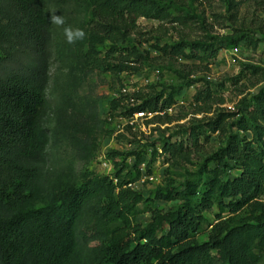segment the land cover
Returning a JSON list of instances; mask_svg holds the SVG:
<instances>
[{
	"label": "trees",
	"instance_id": "1",
	"mask_svg": "<svg viewBox=\"0 0 264 264\" xmlns=\"http://www.w3.org/2000/svg\"><path fill=\"white\" fill-rule=\"evenodd\" d=\"M248 1L236 0L235 6ZM75 10L89 13L84 23L88 52L97 54L108 43L101 66L116 74L137 70L145 60L137 49L125 54L121 48L130 37L144 36L141 19L159 22L157 30L164 37L176 26L190 32L192 27L186 18L172 17L169 7L157 0H0V264H216L215 259L221 264H262L241 230L232 233L220 223L208 241L200 242L197 236L206 222L203 212L214 205L222 214L244 207L264 212L260 202L264 199V88L244 113L220 114L206 124L210 132L227 136V142L214 155L216 167L207 172L200 200L194 202L198 194L194 188L192 197L184 194L183 209L165 215L150 211L149 226L137 223L140 205L149 201L129 187L134 184V172L124 174L123 167L130 156L140 159L141 151L109 153L123 157L121 163L115 162L114 179L105 176L83 185L68 181L56 186L47 178L42 165L50 144L45 121L51 109L47 90L56 28L48 17L55 12L67 24L79 26ZM219 19L216 15L217 23ZM168 23L172 26L167 27ZM188 49L189 43L181 41L164 46L162 52L177 59L189 56ZM217 54V50L207 51L198 58L210 61ZM111 58L118 63L112 65ZM125 100L126 96L114 100L111 109ZM174 101L173 95L165 98L160 93L144 100L137 110L156 111L173 106ZM195 101L204 114L211 113L212 105L224 104L209 87L197 93ZM170 122L172 117L165 116L151 124ZM200 137L191 135L192 147L199 146ZM160 150L153 151L151 162L167 157V162L181 165L193 153L182 142L167 143ZM151 162L146 165L147 174H151ZM231 164L239 175L222 180ZM135 173L141 177L138 168ZM102 194L106 201L100 206L97 200ZM88 213L94 215L90 234L80 229ZM255 226L264 227V221L258 218L249 229Z\"/></svg>",
	"mask_w": 264,
	"mask_h": 264
},
{
	"label": "rangeland",
	"instance_id": "2",
	"mask_svg": "<svg viewBox=\"0 0 264 264\" xmlns=\"http://www.w3.org/2000/svg\"><path fill=\"white\" fill-rule=\"evenodd\" d=\"M157 1L169 7L172 17L186 18L192 25L191 32L176 26L175 31L164 37L157 30L159 22L141 19L139 25L144 36H132L121 45L123 53L135 48L145 59L137 70L120 74L107 71L101 61L105 58L108 43L100 47L97 54L89 53L86 39L68 44L62 28L55 26L47 90L51 109L45 121L50 144L47 160L42 165L47 178L56 186L68 181L83 185L88 179L112 174L104 169L103 160L100 161L102 157L107 158L108 153L126 154L134 149L140 150V159L137 157L130 164L125 161L123 167H126L124 174L134 172L131 175L133 189L149 201L140 205L137 223L143 227L152 223L150 211L165 215L183 209L184 194L192 197L190 194L194 188L198 194L193 200H200L203 185L208 181L207 172L216 167L214 155L227 142V136L222 132H210L206 124L220 114L244 113L264 88V0H249L237 6L236 0ZM74 14L79 26H72L85 30L89 13L75 10ZM216 15L220 17L219 23ZM181 41L189 43L186 51L189 56L171 59L163 54L164 46ZM252 43L257 47L254 48ZM212 50L218 51L215 59L203 62L198 58ZM109 61L112 65L118 63L116 58ZM206 87L217 99H224V104L212 105L209 114L200 113V105L195 101V95L205 91ZM160 93H164L165 98L174 96V110L169 116L172 122L157 123L147 127L146 133L129 139L109 135L106 116L109 111H114L111 109L114 100L129 95L141 97L143 102ZM234 121L236 118L229 123ZM195 133L201 136L198 147L191 144V135ZM240 135L244 136L243 133ZM181 142L193 152L189 160L181 165L167 162V157L151 162L155 149L167 143ZM110 158L116 163L123 159L115 154ZM149 162L153 182L137 177L135 173L139 166ZM238 175L239 171L231 164L225 169L222 180ZM157 195L166 199H157ZM105 201L102 194L97 204L101 206ZM260 202L264 210V199ZM203 215L206 222L197 236L200 242L208 241L213 228L223 223L232 233L243 231L241 237L252 243L264 264V227L249 229L258 218L264 221V212H256L255 207H244L238 212L228 209L222 214L214 205ZM93 222L94 215L85 214L80 229L90 234ZM215 263L221 264L218 259Z\"/></svg>",
	"mask_w": 264,
	"mask_h": 264
},
{
	"label": "built area",
	"instance_id": "3",
	"mask_svg": "<svg viewBox=\"0 0 264 264\" xmlns=\"http://www.w3.org/2000/svg\"><path fill=\"white\" fill-rule=\"evenodd\" d=\"M126 100L125 103L120 105L117 109L114 111H109L106 116V123L108 126V130L114 135V136H121V137H127V139L131 137H135L138 134L146 133L147 127L154 126L155 124H151V121H153L156 117H165V116H171L174 105L168 108L161 109L159 108L156 111H145V110H137V107L141 105L140 100H137L134 96L125 95ZM128 146V145H127ZM135 152L139 153L140 150L134 149ZM159 152L161 150L159 149ZM137 159V155H133L127 158V162L130 164L131 162H135ZM104 169L108 170L110 177L114 179V172L116 170L115 162H113V159L110 158L109 153L107 154V158H101L100 161H102ZM138 170L141 173V177L147 181L153 182L154 175L153 173L147 174L146 171V165L139 166ZM117 182V180H115ZM133 185H129L133 189Z\"/></svg>",
	"mask_w": 264,
	"mask_h": 264
},
{
	"label": "clouds",
	"instance_id": "4",
	"mask_svg": "<svg viewBox=\"0 0 264 264\" xmlns=\"http://www.w3.org/2000/svg\"><path fill=\"white\" fill-rule=\"evenodd\" d=\"M48 19L50 24L62 28L65 41L68 44H76L87 38V33L83 28L67 24L66 18L62 15H57L53 12L49 15Z\"/></svg>",
	"mask_w": 264,
	"mask_h": 264
}]
</instances>
